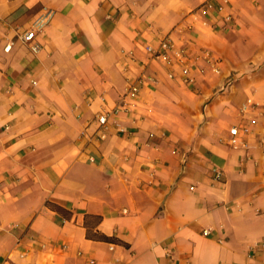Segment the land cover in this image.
I'll return each mask as SVG.
<instances>
[{
    "label": "crops",
    "instance_id": "0c3cea01",
    "mask_svg": "<svg viewBox=\"0 0 264 264\" xmlns=\"http://www.w3.org/2000/svg\"><path fill=\"white\" fill-rule=\"evenodd\" d=\"M0 264H264V0H0Z\"/></svg>",
    "mask_w": 264,
    "mask_h": 264
},
{
    "label": "built area",
    "instance_id": "2783aa9c",
    "mask_svg": "<svg viewBox=\"0 0 264 264\" xmlns=\"http://www.w3.org/2000/svg\"><path fill=\"white\" fill-rule=\"evenodd\" d=\"M223 2H226L227 0H222ZM215 6L213 3L209 2L207 3L204 7L200 8L199 10H201V12L204 15H208L209 12L214 9ZM218 9L220 11H222L224 8V4H220ZM52 14V11H47L44 14H42L33 24V27L30 28L29 30H27L26 32H24V34H22L23 36L22 41L25 43H28L31 45V49L35 52L40 50V45L38 43H34V40L37 36V33L39 31H42V29L45 27V25L48 23V21L50 20V16ZM231 19V16L228 15L227 16V20L229 21ZM12 48V43H10L9 45H7L5 47L6 51H10V49ZM148 51L153 53L154 56L157 57H162L165 59H170V55H169V50H173L174 49V45L171 42L170 39L165 38L163 39L160 48L156 49L152 46H148L147 47ZM207 57L211 58L212 62H213V68L215 71L219 72L220 71V66H219V62L221 59H219L218 57H216L215 55H212L211 52L207 51L206 52ZM184 71L187 73L189 70L188 68H185ZM138 87L136 85H131L128 87L127 89V94H134L137 93ZM250 102H252L251 100H249ZM119 111V109H116L114 111V113H117ZM111 113H104L99 117V122L101 125V133L99 134L100 138H103L105 136V130L108 128V123H109V117H110ZM240 129L238 126L234 127L233 129H231V135H232V142L236 143L237 139L240 135ZM245 131H248L247 127H244ZM92 161H94L93 157L91 158ZM222 171L217 170L216 171V175L218 178H220L222 176ZM210 230H205V233H209Z\"/></svg>",
    "mask_w": 264,
    "mask_h": 264
},
{
    "label": "trees",
    "instance_id": "16d2710c",
    "mask_svg": "<svg viewBox=\"0 0 264 264\" xmlns=\"http://www.w3.org/2000/svg\"><path fill=\"white\" fill-rule=\"evenodd\" d=\"M89 219H92L96 224H99L100 222H101V220H102V216H100V215H89V216H87ZM87 218V221H86V224H87V226H89V235L90 236H92V237H94V238H101V237H104V238H106V239H111V237H108V236H102L101 234H99V233H97V232H95V233H93L92 231H91V222H90V220Z\"/></svg>",
    "mask_w": 264,
    "mask_h": 264
}]
</instances>
